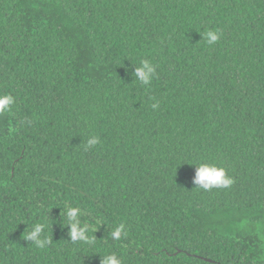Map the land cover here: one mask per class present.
Returning <instances> with one entry per match:
<instances>
[{
  "label": "trees",
  "instance_id": "trees-1",
  "mask_svg": "<svg viewBox=\"0 0 264 264\" xmlns=\"http://www.w3.org/2000/svg\"><path fill=\"white\" fill-rule=\"evenodd\" d=\"M8 94L0 264H264V0H0ZM201 163L232 185L195 189ZM65 206L91 243L68 238Z\"/></svg>",
  "mask_w": 264,
  "mask_h": 264
},
{
  "label": "clouds",
  "instance_id": "clouds-1",
  "mask_svg": "<svg viewBox=\"0 0 264 264\" xmlns=\"http://www.w3.org/2000/svg\"><path fill=\"white\" fill-rule=\"evenodd\" d=\"M219 34L214 30H209L203 35V39L207 40L208 44H215L219 40ZM156 73V67L147 59L140 61L139 66L133 64L132 75L140 84L148 86L152 83V79ZM15 104V99L12 95H0V115L10 112L12 106ZM158 105L153 104L155 109ZM99 143L98 137H92L87 141L85 150L96 146ZM195 175L192 178V183L195 189H203L211 191L216 188H228L232 185L233 180L228 176L226 170L214 164L201 163L195 165ZM62 227L68 229V238L71 241H82L91 243L92 239L89 237V227L87 224L81 223V209L78 207L65 206L61 209ZM67 219V225L63 224V220ZM44 225L35 224L30 232H27L26 241L32 242L37 248L43 249L51 240L43 236ZM122 234H125V225L120 224L112 232L111 236L115 240H120ZM101 264H122L121 260L116 254H110L101 258Z\"/></svg>",
  "mask_w": 264,
  "mask_h": 264
}]
</instances>
